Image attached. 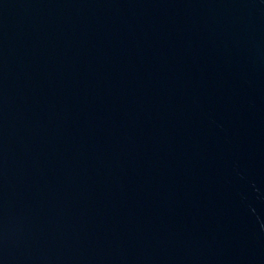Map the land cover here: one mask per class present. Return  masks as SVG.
<instances>
[{"label":"water","instance_id":"obj_1","mask_svg":"<svg viewBox=\"0 0 264 264\" xmlns=\"http://www.w3.org/2000/svg\"><path fill=\"white\" fill-rule=\"evenodd\" d=\"M0 264H264V0H0Z\"/></svg>","mask_w":264,"mask_h":264}]
</instances>
